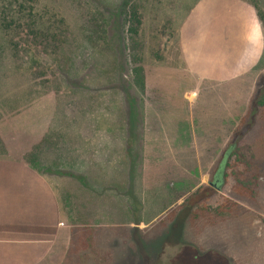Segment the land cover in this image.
Here are the masks:
<instances>
[{
  "label": "trees",
  "instance_id": "trees-1",
  "mask_svg": "<svg viewBox=\"0 0 264 264\" xmlns=\"http://www.w3.org/2000/svg\"><path fill=\"white\" fill-rule=\"evenodd\" d=\"M177 1L0 0V70L3 63L8 61L11 68L16 72L22 71L19 72L31 82L22 96L29 104L22 120L24 126L22 122L18 126H0V167L25 170L29 183L36 178L35 173L54 170V173L66 175L68 181H77L81 187H85L89 177L85 172L93 164L105 168L109 161L105 158L110 155L112 158L106 167L113 168L109 185L115 188H112L113 191L120 190L128 184V177L130 181L126 191L133 200L131 207L135 211L139 209L136 205L141 200L134 187V179H138L136 172L134 175L135 155L129 152L130 139L126 147L128 153H124L127 155H122L119 161L113 156L120 153L113 149L111 151V147L105 150L116 140L112 139L110 144L104 145L103 133L97 130L103 125L99 123L95 127L94 124L101 122L112 105L122 106L123 99L132 108L137 105L136 96L140 97L146 89V54L155 62L162 61L166 40L173 35L178 36L180 26L175 15ZM251 4L264 30V11L254 1ZM111 27L114 29L113 37L110 36ZM110 55L112 65L109 67L106 61ZM92 64L100 78H93L92 91H89L86 81L77 84L75 80ZM125 64L130 74V86L136 96L128 92L124 82ZM6 76V72L0 73V90L7 83L2 79ZM258 78L260 82H256V88L248 100L250 108L239 114V121L249 112H257L264 118V74H259ZM72 85L75 87L71 88ZM3 91L6 90H1V93ZM48 111L50 113L46 116ZM55 112L57 114L53 116ZM2 118L4 111H0ZM77 121L80 125L76 124ZM87 122L92 123L90 127L96 133L95 139L90 138L86 130L81 131V124L87 129ZM243 145H230L225 150L224 163L234 177L231 195L238 201L250 203L258 193L257 189L262 187L257 181L258 176L250 172L251 164L242 151ZM93 146L95 152L98 150L97 155L87 150V147ZM232 147L235 150L231 151ZM239 165L243 166L242 169L238 168ZM119 172L125 178L122 187L119 181H114ZM227 177L228 172L225 174L226 180ZM94 182V190H100L102 187L96 184V180ZM55 189L58 190L55 200L63 211L58 216L59 221L68 223L71 230L67 255L76 248H90L94 238L90 217L100 222L101 218L94 217V210L93 214L89 213L87 201L83 200L88 197L84 192L74 191L72 183L62 189L57 185L50 187L52 193H55ZM204 190V186H199L190 202H196V198L202 194L206 197L211 194ZM188 202L186 198L176 210L168 213L167 219L178 212L179 216L184 217ZM240 206L237 201L224 197L214 206L197 205L189 214V219L193 221L201 216L226 218L234 208ZM50 212V215L56 214L54 208ZM77 224L88 228L79 232ZM96 228L101 229L100 226Z\"/></svg>",
  "mask_w": 264,
  "mask_h": 264
},
{
  "label": "rangeland",
  "instance_id": "rangeland-1",
  "mask_svg": "<svg viewBox=\"0 0 264 264\" xmlns=\"http://www.w3.org/2000/svg\"><path fill=\"white\" fill-rule=\"evenodd\" d=\"M197 1H177L175 15L179 26ZM248 1H254L264 11V0ZM113 33L114 29L111 27V37H113ZM111 60L112 56L110 55L106 61L109 67L112 65ZM144 66L146 70V89L144 94L138 97L130 86L128 66L124 65V79L126 80L124 82L128 87V92L136 96L137 105L132 108L123 99L122 106L112 105L101 122H95L94 124L95 127L99 126V123L103 125L101 129L97 127V130H99V133H103L104 145L110 144L112 139L116 140L115 144L107 146L105 150L111 147V151L113 149L116 153H120V155L113 156L119 161L122 160V155H127L124 153H128L126 147L130 139L131 144L129 146H131V150L129 152L132 153V156L135 155L134 175L136 172V178L138 179H134L135 186H133L137 189V194L141 200L139 205H136L139 209L135 211L131 207L133 200L126 191L129 188L130 179L126 177L128 179L126 187L122 172L116 174L114 181H119L120 186L125 185V187L113 191L112 188L114 187L109 185L112 182L111 174L113 173V168L106 169L112 158L110 155L105 158V160L109 159L105 168L93 164V167L85 172L89 176L87 183L84 185L85 187H81L77 181H68L66 175L54 173V170L43 173L37 172L35 173L36 178L32 180L33 185L41 184L42 187H47L46 197L48 203L53 202L51 208H54L56 213L53 214L54 216L58 217L63 211L59 208L57 200H55L58 190L55 189V193H52L50 187L57 185L62 189L72 183L74 191L84 192L85 196L88 197L83 200L87 201V206L90 209L89 213L93 214L92 211L94 210V217H99L102 220L101 222L96 219L94 221L90 217L91 228H94L92 236L95 239L93 238V245L90 248L72 250L65 257L64 264H236L235 261L237 260H239L238 264H248L251 258L247 257L246 254L247 240L245 238L240 239L239 246L241 247L242 256L240 255L238 258L227 255L225 251V253H222L224 257H217L214 248L209 246L211 243L209 241L210 236L215 233L223 232L228 236L234 235L236 237V231H242L243 227L247 228L243 224L248 218L246 207L241 205L234 208L226 218L201 216L193 221L189 219V214L199 204L214 206L227 196H229L227 198L237 201L231 195L234 177L229 174V170L226 169V173L228 172L225 187V191L228 192H226L227 196L214 193L206 197L202 194L198 198L193 197V199L196 198V202H190L195 192L191 191L172 203L179 195L178 192H174V184L182 176L175 177L170 173L177 170L175 164L178 161L173 159L176 158L177 152L181 148L192 157L191 161L186 162L187 172L195 174L194 156L196 152L204 155V148H209L208 138L211 139L215 134L214 126L209 123L214 121L216 113L208 111L216 107L220 117V108L230 109L233 101L236 103L238 96L229 97L226 87H221L218 84L206 85L204 83L200 85L187 73L182 62L177 34L166 40L162 61L155 62L146 54ZM19 71L16 72L14 68H11L8 61L3 63L0 70V73H7L6 77H2L3 81L7 83L1 89L6 91L1 93L0 90V111H4V118L0 119V126L3 124L18 126L20 122L23 124L24 112L26 108L28 110L29 104L22 96L29 89L31 82L26 79L25 75L20 73L22 71ZM93 78L98 79L100 75L92 64L75 82L84 84V81H86L85 84L90 87L89 91H92ZM257 81L259 83L260 78ZM73 87L75 86L72 85L71 88ZM119 96H117L115 104H117ZM195 105L198 107L195 110L198 119L199 116H203V119H205L203 121L200 119L201 122H199L196 118L195 125L191 129L189 125L191 113L189 110L191 106ZM49 113L50 111L46 112L45 115L48 116ZM56 114L57 112L53 116ZM225 115L223 113L224 118ZM244 116L243 120H237L239 121L238 125L232 128L228 120H223L221 128L218 126L217 129L218 141L222 134L224 137L229 134V143L239 140V144H245L242 151L250 161V172L253 171L252 174L258 176L257 181L259 186L262 187L264 161L261 158L264 153V118L257 112H249L248 115ZM89 123L87 122V125H89L87 129L81 124V131L86 130L88 136L95 139L96 133L94 134L90 127L92 123ZM161 123H164L165 126L159 131L157 127H160ZM76 124L80 125L78 121ZM155 131L162 134L155 136L153 133ZM87 150L97 155L98 150L95 152L94 146L92 148L87 147ZM241 167L243 166H238L239 169H242ZM244 173L247 174L248 172L244 171ZM127 175L129 176L128 173ZM195 179L199 180L197 173L193 176V180ZM94 180L97 181L96 184L99 183L98 186L102 187V191L101 189L94 190ZM42 187L40 188L42 189ZM257 190L258 193L251 198L252 202H258L260 199L262 189ZM186 198L189 202L185 216H179L178 212L167 219L168 213L176 210ZM98 208L100 210H97ZM255 214V217H262L259 210H256ZM173 223L177 225L175 226ZM259 225H257V228H259ZM97 226H100L101 229H97ZM77 227L79 232H83L82 230L88 228L81 224H77ZM229 247L230 241H224L223 249L227 250ZM261 264L264 263L261 262Z\"/></svg>",
  "mask_w": 264,
  "mask_h": 264
},
{
  "label": "crops",
  "instance_id": "crops-1",
  "mask_svg": "<svg viewBox=\"0 0 264 264\" xmlns=\"http://www.w3.org/2000/svg\"><path fill=\"white\" fill-rule=\"evenodd\" d=\"M178 43L187 73L200 85L226 87L227 95L238 96L240 102L233 101L230 109L220 108V117L216 107L208 111L216 113L214 121L209 123L214 126L215 134L208 138L209 148H204V155L196 152L194 156L195 174L199 180H193L195 174L187 172L186 162L192 157L181 148L177 152L173 159L178 161L175 164L177 170L170 173L182 178L174 184V192L179 195L172 203L199 186H204V191L212 195L227 196L224 153L230 145L236 147L239 140L229 143V134L225 137L222 134L218 141L217 129L225 119L231 128L236 127L239 114L250 108L248 100L256 88L257 78L264 74V30L255 7L248 0H198L179 27ZM197 109L195 105L189 110L191 129L198 119ZM200 119L205 118L199 116L197 121L201 122ZM164 126L161 123L157 129L160 131ZM153 133L155 136L162 134ZM261 159L264 161V153ZM24 171L0 167V264H64L69 251L70 226L50 215L53 202L48 203L47 187L29 183V175L26 176L28 173ZM260 199L250 203L237 200L248 209V218L243 223L247 228L236 231V237L223 232L210 236L209 246L214 248L217 257H224L222 253L225 252L235 258L242 256L239 245L240 239L245 238L246 254L251 258L248 264L264 263V179ZM256 210L262 217H255ZM224 241H230L227 250L223 249Z\"/></svg>",
  "mask_w": 264,
  "mask_h": 264
}]
</instances>
